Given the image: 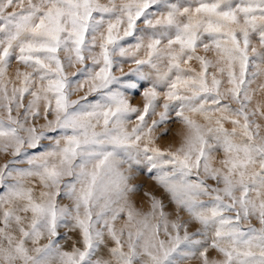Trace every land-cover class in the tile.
I'll return each mask as SVG.
<instances>
[{"label": "snow or ice", "instance_id": "obj_1", "mask_svg": "<svg viewBox=\"0 0 264 264\" xmlns=\"http://www.w3.org/2000/svg\"><path fill=\"white\" fill-rule=\"evenodd\" d=\"M190 261L264 264V0H0V264Z\"/></svg>", "mask_w": 264, "mask_h": 264}, {"label": "rangeland", "instance_id": "obj_2", "mask_svg": "<svg viewBox=\"0 0 264 264\" xmlns=\"http://www.w3.org/2000/svg\"><path fill=\"white\" fill-rule=\"evenodd\" d=\"M133 66L134 65L126 64L125 65V71H127L129 67H133ZM16 67H17V65L15 64V62H13V65H12V68L10 69V72H14ZM117 75H119V73H117ZM259 82L260 81H258L257 83H259ZM72 98L76 99L77 97L73 96ZM257 98H259V96ZM131 102L134 106L142 109L143 97L140 94L134 95L131 98ZM159 110L160 109H158V111ZM168 127H170L171 131L168 133L167 136L160 137V139L158 140V145L161 146L162 148L171 147V148L175 149V147H178L179 143L181 142V137L179 134L184 130L183 125H181L179 123H173V124L169 125ZM161 131H162V129H161ZM157 134L159 135V131ZM216 157H217V160H219V159L223 158V154L217 153ZM131 183L140 186L139 191L132 194L130 197L131 200L133 201L134 205L138 209L147 211L148 208L150 207V201H149L148 195H146V194L154 195L157 198H164L165 203L168 204V199L166 198V194L164 193V190L162 188H160V186L157 185L156 182L153 179H151L149 176L142 174V173H138L136 178L133 181H131ZM172 208H174V205L169 204V210H171ZM73 238L75 239L76 237L74 236ZM63 247H64V250H70L71 245H70V243H67V244H64ZM210 258H219V257H218L217 253L212 252V253H210ZM188 264H198V262L197 261H190V262H188Z\"/></svg>", "mask_w": 264, "mask_h": 264}]
</instances>
